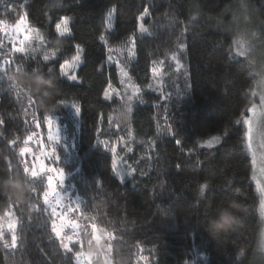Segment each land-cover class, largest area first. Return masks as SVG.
Instances as JSON below:
<instances>
[{"label":"trees","instance_id":"trees-1","mask_svg":"<svg viewBox=\"0 0 264 264\" xmlns=\"http://www.w3.org/2000/svg\"><path fill=\"white\" fill-rule=\"evenodd\" d=\"M234 1L0 0V264L264 261L239 121L257 74L219 19ZM243 2L264 28V0ZM21 21L57 56L18 50ZM78 49L74 82L62 64ZM53 116L67 135L41 171Z\"/></svg>","mask_w":264,"mask_h":264},{"label":"rangeland","instance_id":"rangeland-1","mask_svg":"<svg viewBox=\"0 0 264 264\" xmlns=\"http://www.w3.org/2000/svg\"><path fill=\"white\" fill-rule=\"evenodd\" d=\"M229 7V9L225 10L219 16V19L232 26L235 32L236 52L248 58L254 65V71L257 74L253 96L257 97L258 101L253 102L249 106L247 113L239 121L245 127V145L251 157L252 180L255 183L260 197L259 211L262 219V227L258 238V249L264 254V28H260L261 22L257 21V19L254 23L257 26L252 24V19L250 20L243 0H235ZM69 25L70 21L66 17L60 19L57 27L60 36L71 34ZM13 30L15 46L18 50L36 52L43 50L45 54H51V57L57 56V53L51 50L48 42L44 39L40 29L32 28L27 23L21 21L17 23ZM165 61L166 59L162 58L159 62V68L162 67ZM82 62V52L78 49L70 60H66L62 64V71L65 77L74 82L80 81L77 71ZM149 118H151V115L147 108L139 111L137 123L142 130H149L151 127ZM66 131V126L61 122L59 116H53L49 119L45 138L47 141L41 142L40 149L35 156L38 170L42 171L49 168L45 159L55 152V144L57 142L66 139ZM30 150L32 152V149ZM116 163L121 171L122 166L118 159ZM121 173L123 174V171ZM117 174L119 175L118 169ZM58 178L63 179V175L58 176ZM54 179H52L51 183V195H55L56 193L54 192ZM66 219L62 215V221L58 225L59 230L64 229L65 225H69ZM11 225V220L6 222V226L11 227ZM104 254H106L105 249H103ZM104 261L107 264L109 263L108 258H105ZM257 264H264V261H257Z\"/></svg>","mask_w":264,"mask_h":264}]
</instances>
